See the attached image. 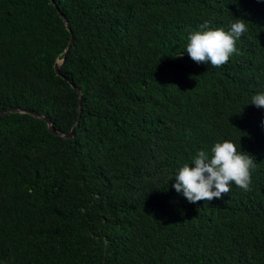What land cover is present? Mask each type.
I'll return each mask as SVG.
<instances>
[{
  "label": "trees",
  "instance_id": "obj_1",
  "mask_svg": "<svg viewBox=\"0 0 264 264\" xmlns=\"http://www.w3.org/2000/svg\"><path fill=\"white\" fill-rule=\"evenodd\" d=\"M237 19L240 54L190 58ZM260 93L264 0H0V110L78 119L0 115V264H264ZM226 140L252 190L190 203L175 174Z\"/></svg>",
  "mask_w": 264,
  "mask_h": 264
},
{
  "label": "clouds",
  "instance_id": "obj_2",
  "mask_svg": "<svg viewBox=\"0 0 264 264\" xmlns=\"http://www.w3.org/2000/svg\"><path fill=\"white\" fill-rule=\"evenodd\" d=\"M203 27V26H202ZM248 31L242 19H237L229 31L209 29L192 32L188 37L186 52L197 63H210L213 68L225 65L233 54H240L236 41ZM251 104L264 107V93L252 97ZM211 156L201 150L193 159L192 167L184 164L175 174V190L182 192L190 203L222 199L230 192V184L235 183L244 192L251 191V174L256 170V162L248 153L237 150L231 141L216 143Z\"/></svg>",
  "mask_w": 264,
  "mask_h": 264
},
{
  "label": "water",
  "instance_id": "obj_3",
  "mask_svg": "<svg viewBox=\"0 0 264 264\" xmlns=\"http://www.w3.org/2000/svg\"><path fill=\"white\" fill-rule=\"evenodd\" d=\"M62 17L64 18L63 14H62ZM65 24H66L67 28L70 29L69 25L66 22H65ZM72 41H73V36H71L69 42H72ZM60 62H61V60L57 59L55 61V63H54V68H55L56 72L59 73V74H61L60 69H59ZM71 85L75 86L73 83H71ZM76 89L78 91V99H79L78 111H79V114H80V112H81V103H80V101H81L82 93H81V90H80L79 87H76ZM9 111H26V112H29V113L33 114L34 116L43 118L44 120H46L47 125H48V127L50 128V130L52 132H54L57 135H62V136H65V137H70V136H72L74 134L75 124L78 122V119H77L76 122L74 123V125L71 127L70 131L69 132H65V131H62L60 129H57L53 125L52 120L47 115L41 114V113H39V112H37V111H35L33 109H21L19 107H14V108H9V109H2V110H0V115L4 114L6 112H9Z\"/></svg>",
  "mask_w": 264,
  "mask_h": 264
}]
</instances>
